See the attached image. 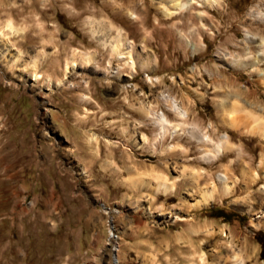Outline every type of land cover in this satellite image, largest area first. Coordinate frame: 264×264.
Masks as SVG:
<instances>
[{"label":"rangeland","instance_id":"1","mask_svg":"<svg viewBox=\"0 0 264 264\" xmlns=\"http://www.w3.org/2000/svg\"><path fill=\"white\" fill-rule=\"evenodd\" d=\"M262 41L264 0H0V264H264Z\"/></svg>","mask_w":264,"mask_h":264},{"label":"bare ground","instance_id":"2","mask_svg":"<svg viewBox=\"0 0 264 264\" xmlns=\"http://www.w3.org/2000/svg\"><path fill=\"white\" fill-rule=\"evenodd\" d=\"M213 1H216V0H213ZM170 2L175 7H185V6H188V5H191L192 3H194V0H188L185 3L182 0H170ZM167 14L171 15L172 13L168 12ZM93 32H94L95 35L99 34V39L101 41H103V44L106 47L110 46L112 51L115 54H117L121 59H126L128 56H131V53L127 50L129 41L122 34V32H119L116 36H114L112 38H105V36L100 35V33L96 29H94ZM263 44H264V42L262 41L260 45H263ZM263 52H264V50H263ZM263 57H264V54H263ZM257 59L259 60L260 58H257ZM261 59H263V58H261ZM88 60L90 61V59H88ZM129 63H132L133 66H135V62H131L130 61ZM77 67H79V63H74L71 66H69L67 68V71H66V76H68L69 73H71L72 71L77 69ZM63 83H64V81H60L58 84L62 85ZM168 99L172 102V107L176 108V111H177L178 115H180L182 118H185V115H186L185 111L181 110V108L178 105H176L175 101L172 98L171 99L168 98ZM159 124L161 125L162 129H164V131H166L165 130L166 127L170 125V123H169L168 119L166 118V116H163V117H161L159 119ZM260 129H261L260 134L262 136H264V126H263V128L261 127ZM191 133H192L193 137H196V139H198L200 142L215 144L214 141L210 138V136H207V135L206 136H200L199 134H196L194 131H192ZM228 141H229V135H225V136H223L222 141H221L220 144H217V143L215 144L216 145L215 148H216L218 153L224 152V145L227 144ZM209 158H210V156H209ZM219 177H220V180L224 183L226 191L230 192L232 190V186L227 182V176L220 175ZM198 182L199 181H197V183ZM158 188L159 189L164 188L168 192L170 189L173 188V186H172V184L169 185L167 182L162 181V182H159ZM215 192H216V188L215 187H213V189L207 190L204 193V201H203V203L204 202H208L210 199L214 198Z\"/></svg>","mask_w":264,"mask_h":264}]
</instances>
